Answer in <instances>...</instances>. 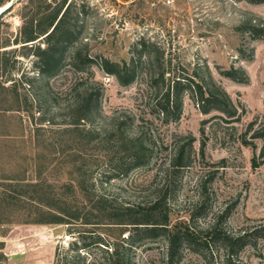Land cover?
Instances as JSON below:
<instances>
[{
	"label": "rangeland",
	"instance_id": "374dc122",
	"mask_svg": "<svg viewBox=\"0 0 264 264\" xmlns=\"http://www.w3.org/2000/svg\"><path fill=\"white\" fill-rule=\"evenodd\" d=\"M67 1L66 23L75 34L49 77L33 50L15 42L30 30V19L37 30L62 0H21L0 20V264H55L56 253L76 252L81 264H104V248L113 243L127 248L132 264H166V241L130 237L132 224L112 223L110 213L98 216L91 209L98 196L109 211L164 197L169 225L186 223L203 236L264 228V139L253 137L264 127V2ZM141 37L158 65L122 85L97 62L100 56L128 62ZM28 43L33 49L47 45L43 35ZM75 50L81 59H95L79 62ZM158 67L166 79L157 87L145 73ZM232 67L243 70V81L223 74ZM195 72L224 101V110L210 105L202 111L190 85ZM183 76L179 114L165 117L159 112L163 93ZM81 110L89 118L77 121ZM140 144L136 164L132 151ZM178 150L187 154L180 167L172 165ZM8 182H42L50 198L80 208L91 223L30 222L37 211L20 198L25 185L14 186V203L2 201ZM199 246L183 244L178 264H209ZM210 248L211 264H226L222 243ZM233 260L264 264V242Z\"/></svg>",
	"mask_w": 264,
	"mask_h": 264
},
{
	"label": "trees",
	"instance_id": "16d2710c",
	"mask_svg": "<svg viewBox=\"0 0 264 264\" xmlns=\"http://www.w3.org/2000/svg\"><path fill=\"white\" fill-rule=\"evenodd\" d=\"M7 1L9 0H0V6L5 4ZM244 1L249 3L264 2V0ZM70 7L71 1L68 2L67 0H62L60 6L54 9L52 14L45 20V22L39 24L37 30H34V20L30 19V30L25 31L24 35L20 38V41L16 40L17 42H15L21 44V49L28 51L33 50V54L38 57L36 65L41 71L42 75L45 77H49L51 74H54L58 71L61 65V60L63 59V50L66 49L73 40L75 34L74 25H68V23H66ZM76 19H78L77 16ZM42 35L47 44L46 47L41 48L39 45H37L33 49L32 46H28V42L34 41ZM149 45V41L141 37L137 43L139 48L135 51L136 57H134V55L131 56L128 62L124 61L123 63H119L101 56L99 57V62H97L98 60H96V62L105 72L113 74L120 84L128 85L135 80L136 75L139 72L143 71L142 68L152 64L155 66L158 65V56L152 55V53L149 52ZM27 53L28 52H24V55ZM72 58L79 62L83 61L84 63L93 62V59H95L86 55H84L83 59H81L82 57L79 56V52L76 50L72 53ZM156 69L157 70L147 71L145 75H148L150 82L154 85H157L158 87L160 83H164L166 79L164 75L166 73L159 67ZM223 74L234 80H244L243 70L241 69H235L232 67L225 70ZM194 77L196 78H194L190 84L192 86L191 88L194 89L192 96L195 100L200 102L202 111L208 112V107L210 105H212L211 107H214L215 109L217 108L224 110V107H226L224 101L220 100L221 98L216 95V93H214V90L210 88L209 84L204 80V78L196 72ZM181 78L182 79H180V77H176V79L173 80V84L171 85L172 88L168 86L163 93L164 100L159 107V112L165 117H168V115L176 117L179 114L181 106L180 93L185 85L183 82L187 80V77L183 76ZM28 80L30 81L32 79L29 78L27 81ZM81 109H83V107H81ZM77 113H80L77 115V121L80 119L89 118L88 111L83 112L81 110ZM75 124V127H78V122ZM253 137L257 139H264V127L254 130ZM142 149L143 146L140 144L138 147L134 148V151H132V159L136 164L142 159ZM260 155L263 157L261 161H264V144L261 146ZM186 156L187 154L184 150H178L173 158L172 165L177 167L185 165ZM8 183L9 184H6L5 186L7 194L2 197V201L5 200L9 203H14V201L11 199V197H14V195H11L12 190L16 189L14 186H26L27 192L23 191L21 193L19 191L20 198L22 197V201L23 199H30L37 211V216H34L32 219H30V222L49 224L72 223L73 221L81 220L83 223H91V219L87 217V214H81L80 208L73 210V208L67 202H65V200L60 202L55 201L54 198H50L46 190L43 188L42 182H16L15 184H11V182ZM70 186L73 187L72 184H70ZM78 186L80 187L79 183L76 185V187L78 188ZM163 199L164 197H158L149 205L125 207L123 209L119 208L110 210L113 211L110 212L108 207L102 204L105 202L104 198L102 196H98L96 199H94V206H91V209H95L97 211L96 213H99L97 215L100 217H103V215L106 216L108 213H110L113 215V217H115V222L112 223L132 224L135 232L134 234H131L130 237H133L138 233H142L147 237H162L166 241V264H178L176 256L183 244H186L187 246L194 245L197 247H200L199 245H203L205 252L204 255L209 258L207 262L211 264V243H222L228 257L226 264H236L233 259L242 249H245L246 247H256L259 241L264 242V228H261L262 226L260 225L256 226L252 230H243L235 235H230L221 229H215L206 235L207 238H205L206 236L199 234L198 231L194 230V228H191L186 223L170 226L169 211ZM73 245L74 243H72V246ZM126 249L127 248L124 246H118L115 243H113L110 247L104 248V264H132L129 260L130 258L128 254L125 251ZM81 261L82 258L78 252H76L74 255H60L59 253H56L55 264H81Z\"/></svg>",
	"mask_w": 264,
	"mask_h": 264
},
{
	"label": "water",
	"instance_id": "95a60500",
	"mask_svg": "<svg viewBox=\"0 0 264 264\" xmlns=\"http://www.w3.org/2000/svg\"><path fill=\"white\" fill-rule=\"evenodd\" d=\"M21 0H9L7 3L0 6V20L8 13L12 11L16 4Z\"/></svg>",
	"mask_w": 264,
	"mask_h": 264
},
{
	"label": "built area",
	"instance_id": "2783aa9c",
	"mask_svg": "<svg viewBox=\"0 0 264 264\" xmlns=\"http://www.w3.org/2000/svg\"><path fill=\"white\" fill-rule=\"evenodd\" d=\"M169 2H170V0H167V3H169ZM109 79H110L109 77L106 78V80H109Z\"/></svg>",
	"mask_w": 264,
	"mask_h": 264
}]
</instances>
